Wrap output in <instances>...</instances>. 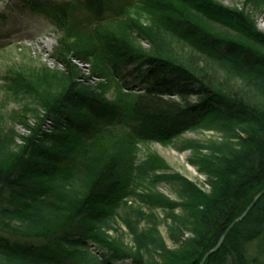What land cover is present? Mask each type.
<instances>
[{
  "label": "trees",
  "instance_id": "16d2710c",
  "mask_svg": "<svg viewBox=\"0 0 264 264\" xmlns=\"http://www.w3.org/2000/svg\"><path fill=\"white\" fill-rule=\"evenodd\" d=\"M18 1L62 33L55 57L64 82L49 95L35 92L36 82L22 74L5 78L10 95L37 94L41 109L10 118L28 135L0 128L7 130L0 135V264H86L96 258L94 246L101 264H200L264 189V33L252 19L264 0H246L242 8L215 0H123L111 9L104 0ZM134 10L158 27L132 17ZM208 21L226 32L212 31ZM157 28L176 38L177 51L167 49ZM72 56L92 63L103 84L80 81ZM195 129L223 133L233 144L208 169L205 160L199 164L209 195L179 179L188 204L175 226L176 247L148 257L109 244L102 225L140 197V183L159 168L138 163L137 144H168ZM154 196L151 204L164 203ZM255 242L264 243V193L204 264H262V246L250 255Z\"/></svg>",
  "mask_w": 264,
  "mask_h": 264
},
{
  "label": "rangeland",
  "instance_id": "374dc122",
  "mask_svg": "<svg viewBox=\"0 0 264 264\" xmlns=\"http://www.w3.org/2000/svg\"><path fill=\"white\" fill-rule=\"evenodd\" d=\"M215 1L224 7L247 6L246 0ZM104 2L111 9V6H118L123 0H104ZM0 14L4 16L0 18V128L9 129L8 131L14 132L15 135H28L27 130L11 123L10 118L14 114H20L23 110L32 114L40 111L38 95L19 93V96H13L4 89L3 84L7 75L22 74L31 83L36 82L33 88L35 92L51 95L55 87L64 82V77L61 75L63 67L56 62L55 57L58 55L56 48L60 47L59 38L62 33L51 26L44 17L25 8L18 0H0ZM130 14L144 23L148 22V25L153 28L158 27L148 19L146 14L135 10ZM252 19L257 29L264 33V6L262 11L252 16ZM150 22L152 24H149ZM205 23L214 32H226L223 27L211 21ZM157 29L160 31L159 28ZM160 33L167 49L177 51L180 44L177 43L176 38L167 32L160 31ZM70 42L73 41L70 40ZM136 45L141 46L146 52L150 49L149 45L143 41L136 40ZM74 58L76 57L72 56V62L78 66L81 73L80 81L89 82L91 85L103 82V79L99 80L98 76L92 75V63L75 61ZM114 88L113 86L108 91L109 98L113 96ZM245 92L250 95L252 93L250 90ZM45 124L44 128L47 129L50 126L49 121L47 120ZM5 129V132L0 135L6 134ZM4 140H0L2 144ZM16 143L20 145L18 140ZM232 144L224 138L223 133L204 129L188 130L173 138L168 144L152 140L138 143V163L151 161L152 165L159 168L149 171L140 183L137 189L140 197L128 199L126 204H122L117 209L113 218L108 219L102 225V232L108 243L119 250H127V252L130 250L145 252L148 257L160 254L157 251L158 247L167 250L174 249L176 246L173 241H177L175 226L183 220L184 207L188 204L186 203L188 199L186 200L184 193L181 192L183 185L179 179L195 184L205 196L209 195L211 187L208 184V177L203 173L199 164L205 160V167L208 169V162L217 163L223 157L224 152L231 149ZM78 177L77 175L72 180V186H76L74 181ZM148 196H154V200L161 198L164 203L151 204ZM169 202L174 204L175 209L171 210L166 207ZM184 236L188 238L191 234L187 230L184 231ZM259 246L263 247L259 261L264 264V243L252 244L249 249L250 255H257ZM92 250L96 258L93 257L86 264H101L99 257L101 252L98 253V246H94ZM117 264H130V262Z\"/></svg>",
  "mask_w": 264,
  "mask_h": 264
},
{
  "label": "water",
  "instance_id": "95a60500",
  "mask_svg": "<svg viewBox=\"0 0 264 264\" xmlns=\"http://www.w3.org/2000/svg\"><path fill=\"white\" fill-rule=\"evenodd\" d=\"M264 193V189L262 191H260L255 197L254 199L252 200L251 204L244 210V212L236 219L234 220L230 225L229 227L225 230V232L222 234V236L220 237V239L218 240L217 244L215 245V247L210 250L205 256L204 258L202 259L201 263L200 264H204V260L205 258L212 254L213 252H215L221 245L222 241L224 240V238L226 237V234L229 230V228L234 225L236 222L240 221L245 215L246 213L248 212V210L255 204V202L257 201V199Z\"/></svg>",
  "mask_w": 264,
  "mask_h": 264
}]
</instances>
